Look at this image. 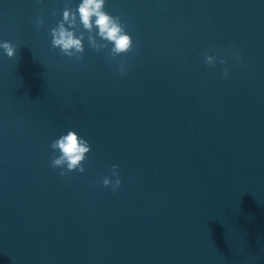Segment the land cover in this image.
Wrapping results in <instances>:
<instances>
[{
	"label": "clouds",
	"instance_id": "clouds-1",
	"mask_svg": "<svg viewBox=\"0 0 264 264\" xmlns=\"http://www.w3.org/2000/svg\"><path fill=\"white\" fill-rule=\"evenodd\" d=\"M105 4L106 0H80L76 9L66 6L62 12V19L50 30L51 46L59 49L64 56L75 60L83 58L85 39L88 46L96 52L108 49L107 58L111 60L138 49V45H134L132 36L126 32V25L121 18L106 12ZM52 15L55 16L56 13L53 12ZM44 23L45 20L38 17L35 26L40 28ZM81 27L83 31L80 30ZM109 45H111L110 49ZM0 48L9 58L17 55V46L10 41H0ZM234 57L237 61L242 59L238 53H234ZM217 59V56L204 53V63L209 67L215 66ZM219 63L224 65L227 61L219 58ZM118 71L124 74L126 66L120 63ZM228 75L229 70L224 68L223 76L227 78ZM50 147L53 150L51 166L53 169H61V176H66L67 172H85L84 162L91 151V145L75 130H69L53 140ZM118 169L119 166L116 164L111 166L112 176L102 179L104 187L111 186L112 190L116 191L121 186ZM112 177H115L114 182Z\"/></svg>",
	"mask_w": 264,
	"mask_h": 264
}]
</instances>
